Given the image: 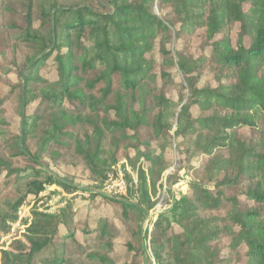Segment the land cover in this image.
Segmentation results:
<instances>
[{
	"label": "trees",
	"instance_id": "1",
	"mask_svg": "<svg viewBox=\"0 0 264 264\" xmlns=\"http://www.w3.org/2000/svg\"><path fill=\"white\" fill-rule=\"evenodd\" d=\"M0 83V237L46 186L114 210L32 211L0 264H264V0H0Z\"/></svg>",
	"mask_w": 264,
	"mask_h": 264
},
{
	"label": "rangeland",
	"instance_id": "2",
	"mask_svg": "<svg viewBox=\"0 0 264 264\" xmlns=\"http://www.w3.org/2000/svg\"><path fill=\"white\" fill-rule=\"evenodd\" d=\"M198 44H199V41L196 39L192 42V46L194 47L195 53H197V51H198L197 50ZM171 48L180 49V46L178 43H175V45L174 46L172 45ZM153 56L157 60L159 59L157 46L154 48ZM173 73H174V71H173ZM41 74L43 76L51 79V80H53L55 77L52 68L41 72ZM176 79L179 80L178 78H176ZM5 93H6V86H4L3 84L0 83V96H3V94H5ZM168 96L174 101L177 98L176 93L173 91L170 92L168 94ZM5 108L7 110V115H6L7 119L12 123L13 130L16 131L17 125H18V118L13 114L11 107H10V104H6ZM167 156L172 157V154L169 153ZM126 166H127V162H126ZM128 169H129V167H128ZM129 171L130 172L126 171L125 166L120 165V172L122 174V178H123L124 184H125V191L124 192L119 191L117 194H115L113 190H111V192H108L105 188L107 185L112 184V182L118 178L117 167L115 168V173H110L108 175V176H111L112 181L109 182V180L107 178V181L105 182V184L102 187H99L98 185H96L94 188L95 192L97 194H104V192H106L108 194V196L114 197L117 199H120L123 197L125 198L126 194H127V182L125 179V174L126 173L130 174L131 169H129ZM166 172H169V170H167ZM59 173L60 174L69 173V175H71V177H72L73 182L75 184L81 186V187H92V184H91L89 177H88V172H86L82 168H66V169L60 170ZM133 180L136 181V179H133ZM134 183H136V182H134ZM177 189L180 192L184 193L186 190V187L183 186L182 184H180ZM163 190H165V189H163ZM163 190L158 191V193L156 194V197H159V199L157 200V204H156L154 210L147 215L148 216L147 221L142 224V229H143L142 239L144 238V231H145V233H147L146 234L147 237L144 240L145 241L144 244L146 247V256L148 258H151V260H152V257H151V252L149 250V242H148V240H149L148 235H149V231L151 229V223L150 222L154 221L156 215L161 213L164 210V207H162V200L165 196L164 195L165 191H163ZM99 200H100L99 198H97L95 201L91 200L89 195L87 193H84V192L78 191V192L73 193V194H68L57 186H54V185L53 186H46L44 192L41 193L37 198L30 197L26 201V203H24V205L18 209V211H17V217H18L17 222H15V224H11V230H10L9 236L0 237V250L8 248L9 245L16 239L24 241L22 235L24 234V230H25L26 225L31 220V212L32 211H39V212L49 213V214H57L66 205H71L73 207V212L77 215V217H76L77 220L86 218L89 215L92 217H95V218H97L98 216H104V217H109V218L113 217L114 218L113 207L111 205H107L104 203L97 204V203H99L98 202ZM117 228H118L119 233L122 232V228L119 226V224H117ZM77 237H78L77 239L80 242H82L83 236L78 233ZM124 242H125V237L122 235V233H120V236L114 242V252L111 254V257H113V259L117 263H122L124 261V257H125V253H126L125 248H124Z\"/></svg>",
	"mask_w": 264,
	"mask_h": 264
},
{
	"label": "built area",
	"instance_id": "3",
	"mask_svg": "<svg viewBox=\"0 0 264 264\" xmlns=\"http://www.w3.org/2000/svg\"><path fill=\"white\" fill-rule=\"evenodd\" d=\"M126 171H127V172H130L128 168H126ZM117 175H118V178H117L116 180H114V181L112 182V184L107 185V186L105 187L106 190H107L108 192H111V190H113L114 193L117 194L119 191H120V192H122V191L124 192V191H125V184H124V180H123V178H122V174H121V172H120L119 167L117 168ZM108 180H109V182L112 181L111 176H108ZM134 181H135V180H134ZM135 182H136V181H135ZM106 194H107V193L104 192L103 195H106ZM107 196H108V194H107Z\"/></svg>",
	"mask_w": 264,
	"mask_h": 264
},
{
	"label": "water",
	"instance_id": "4",
	"mask_svg": "<svg viewBox=\"0 0 264 264\" xmlns=\"http://www.w3.org/2000/svg\"><path fill=\"white\" fill-rule=\"evenodd\" d=\"M147 219H148V216H146V218H145V220H144V222H143V223H145V222L147 221Z\"/></svg>",
	"mask_w": 264,
	"mask_h": 264
}]
</instances>
